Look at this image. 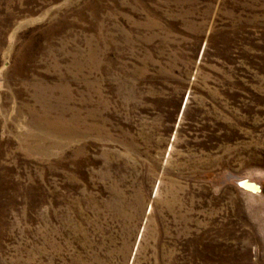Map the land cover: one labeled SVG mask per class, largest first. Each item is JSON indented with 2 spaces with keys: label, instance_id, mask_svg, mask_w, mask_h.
Returning a JSON list of instances; mask_svg holds the SVG:
<instances>
[{
  "label": "rangeland",
  "instance_id": "rangeland-1",
  "mask_svg": "<svg viewBox=\"0 0 264 264\" xmlns=\"http://www.w3.org/2000/svg\"><path fill=\"white\" fill-rule=\"evenodd\" d=\"M0 264H264V0H0Z\"/></svg>",
  "mask_w": 264,
  "mask_h": 264
},
{
  "label": "water",
  "instance_id": "water-1",
  "mask_svg": "<svg viewBox=\"0 0 264 264\" xmlns=\"http://www.w3.org/2000/svg\"><path fill=\"white\" fill-rule=\"evenodd\" d=\"M242 184H243V185H242ZM240 186H242V187H244V188H247V189L252 188L251 185H248V184H246V183H241ZM255 189H256V188H255ZM257 191H259V190H257Z\"/></svg>",
  "mask_w": 264,
  "mask_h": 264
},
{
  "label": "bare ground",
  "instance_id": "bare-ground-1",
  "mask_svg": "<svg viewBox=\"0 0 264 264\" xmlns=\"http://www.w3.org/2000/svg\"><path fill=\"white\" fill-rule=\"evenodd\" d=\"M243 185V184H242ZM256 188V187H255ZM253 190V189H252ZM256 190V189H255ZM254 191V190H253Z\"/></svg>",
  "mask_w": 264,
  "mask_h": 264
}]
</instances>
